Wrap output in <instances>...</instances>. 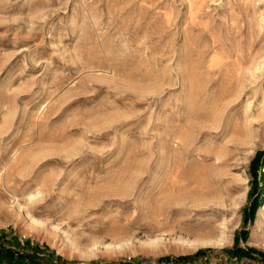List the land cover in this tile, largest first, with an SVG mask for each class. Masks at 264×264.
<instances>
[{"label": "rangeland", "instance_id": "obj_1", "mask_svg": "<svg viewBox=\"0 0 264 264\" xmlns=\"http://www.w3.org/2000/svg\"><path fill=\"white\" fill-rule=\"evenodd\" d=\"M0 264H264V0H0Z\"/></svg>", "mask_w": 264, "mask_h": 264}, {"label": "bare ground", "instance_id": "obj_2", "mask_svg": "<svg viewBox=\"0 0 264 264\" xmlns=\"http://www.w3.org/2000/svg\"><path fill=\"white\" fill-rule=\"evenodd\" d=\"M247 1H248V0H244V3L247 2ZM193 11H194V10H193ZM220 53H221V52H220ZM226 58H227V57H226ZM235 58H236V57H235ZM227 59H228V58H227ZM220 60H221V59H220ZM220 60H219V61H220ZM220 68H221V67H220ZM237 69H238V68H237ZM235 99H236V98H235Z\"/></svg>", "mask_w": 264, "mask_h": 264}]
</instances>
